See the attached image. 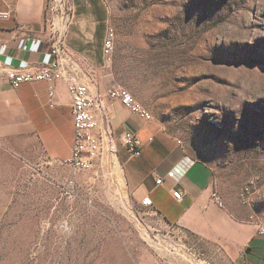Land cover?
<instances>
[{
  "label": "rangeland",
  "instance_id": "1",
  "mask_svg": "<svg viewBox=\"0 0 264 264\" xmlns=\"http://www.w3.org/2000/svg\"><path fill=\"white\" fill-rule=\"evenodd\" d=\"M92 4L115 35L109 62L101 60L106 87L126 88L185 156L208 169L211 192L233 219L264 227V0ZM96 166L43 174L0 142V264L229 258L131 203L117 162L108 171Z\"/></svg>",
  "mask_w": 264,
  "mask_h": 264
},
{
  "label": "crops",
  "instance_id": "2",
  "mask_svg": "<svg viewBox=\"0 0 264 264\" xmlns=\"http://www.w3.org/2000/svg\"><path fill=\"white\" fill-rule=\"evenodd\" d=\"M60 1V0H56ZM73 19L65 38L69 62L91 91L103 93L102 43L106 29L93 10L92 0H69ZM50 0H0V142L43 174L54 173L69 157L73 140L71 98L63 83L54 87V105H48L46 83L12 89L5 80L10 68L37 69L50 61L46 24ZM111 127L117 154L97 163L108 171L117 162L123 188L131 203L150 199L151 210L166 227L188 233L212 250L228 254L220 264H264L263 228L211 201V175L201 163L185 156L178 141L155 122H142L119 103L111 109ZM125 132L135 134L141 155L131 157L121 142ZM98 167V166H96ZM161 179L160 184L156 183ZM182 191L174 199L173 191ZM173 233V232H172ZM228 260V262L225 261Z\"/></svg>",
  "mask_w": 264,
  "mask_h": 264
},
{
  "label": "built area",
  "instance_id": "3",
  "mask_svg": "<svg viewBox=\"0 0 264 264\" xmlns=\"http://www.w3.org/2000/svg\"><path fill=\"white\" fill-rule=\"evenodd\" d=\"M47 28L50 36V61L37 69L10 68L5 73L7 84L16 89L25 84L46 83L48 86V105H54V87L56 83L64 84L71 98V114L73 120V140L69 157L60 164L67 167L73 175L93 169L101 160L116 157L117 150L111 127V109L119 103L132 116L142 122L152 120L149 111L130 92L121 85L113 84L103 93L93 92L81 79L76 65L69 62L65 48V38L73 19V8L69 0H50L47 8ZM115 35L111 28L105 32L102 43L104 61L109 62L114 51ZM121 142L131 157L141 155V144L138 137L125 132ZM161 179L156 183L160 184ZM69 185H74L70 180ZM174 199H181L182 191H173ZM211 201L225 210L221 198L211 193ZM142 205L151 206L150 199L142 201ZM264 233V227L260 229Z\"/></svg>",
  "mask_w": 264,
  "mask_h": 264
},
{
  "label": "bare ground",
  "instance_id": "4",
  "mask_svg": "<svg viewBox=\"0 0 264 264\" xmlns=\"http://www.w3.org/2000/svg\"><path fill=\"white\" fill-rule=\"evenodd\" d=\"M150 114V113H149ZM151 115V114H150Z\"/></svg>",
  "mask_w": 264,
  "mask_h": 264
}]
</instances>
